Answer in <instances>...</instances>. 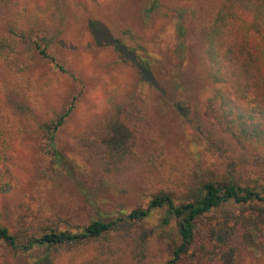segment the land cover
Instances as JSON below:
<instances>
[{
  "label": "rangeland",
  "instance_id": "374dc122",
  "mask_svg": "<svg viewBox=\"0 0 264 264\" xmlns=\"http://www.w3.org/2000/svg\"><path fill=\"white\" fill-rule=\"evenodd\" d=\"M12 1L26 6L27 15L37 11L32 16L37 24L34 34H52L53 41L46 50L52 60L28 52L27 60H18L20 67L0 61V89L9 95L12 107L21 104L28 110L23 115L22 111L12 115L5 110L0 120L2 135H12L7 163L12 190L0 202L5 211L14 215L20 206H28L54 219L59 229L81 232L93 220L146 208L159 189L170 190L175 204L184 200L186 190L205 181L224 180L262 190L264 173L258 168L241 164L231 149L224 152L193 137L198 131L195 107L203 108L200 89L190 79L201 68L189 57L177 59L175 49L180 40L175 23L180 13L194 10L196 15H204L208 2L158 0L169 15L167 26L164 29L159 20L162 27L141 29L140 10L151 0ZM8 16L0 15L3 30L15 15ZM194 20L192 15L184 16V31L189 26L191 30ZM46 28L51 33H46ZM126 28L135 35H123ZM118 36L121 44L114 41ZM63 62L77 81L57 67ZM79 87L82 95L57 135L62 162L51 167V157L40 151V124L52 119ZM120 89L134 95L143 110L137 136L138 149L146 158L118 180L94 173L76 136L104 114L108 96ZM214 215L222 221L220 212ZM166 217L164 209L155 210L142 222L127 220L109 235L56 246L45 254L13 255L0 250V264H34L39 258L42 264H103L107 253L98 249L102 244L114 246L105 264H164L177 236L175 220L168 218L165 224ZM206 221L198 224L199 240L208 232ZM256 243L241 248L234 264H264V238L259 237Z\"/></svg>",
  "mask_w": 264,
  "mask_h": 264
},
{
  "label": "trees",
  "instance_id": "16d2710c",
  "mask_svg": "<svg viewBox=\"0 0 264 264\" xmlns=\"http://www.w3.org/2000/svg\"><path fill=\"white\" fill-rule=\"evenodd\" d=\"M179 1L208 2L204 15H196L194 10L180 13L175 23L180 40L175 49L177 59L183 61L189 57L201 68L198 75L190 79L191 83L196 81L200 89L203 108L201 111L195 107L198 131H194L193 137L224 152L231 149L241 164L264 173V0ZM26 10V6L20 7L12 0H0V15H15L11 16L14 20L7 24V29L0 28V61L10 67H20L18 60H27V55H31L28 52L51 59L46 50L53 41L52 34L36 36L37 24L32 16L37 11L27 15ZM140 13L141 29L150 25L156 29L161 23L164 29L167 26L165 19L169 15L158 0H151ZM189 15L195 20L191 30L189 26L184 31L182 20ZM159 20L162 21L158 24ZM45 25L49 27L47 21ZM45 32L51 33L48 28ZM124 34L135 35L128 28ZM120 39L118 36L115 43L121 44ZM56 65L77 81L71 70L64 69L65 62ZM184 79L188 81L186 75ZM82 91L79 87L52 119L40 124V151L51 157V167L62 162L56 145L57 135L76 108ZM8 96L0 89V120L5 110L12 115L16 111L26 114L28 110L21 104L15 103L12 107ZM134 99V95L125 94L123 89L115 90L106 100L104 114L76 136L77 146L88 166L101 177L121 180L146 158L138 149L137 136L143 110ZM2 134L0 130V202L12 190L7 181L12 135L5 138ZM184 197L175 204L170 190L159 189L152 194L146 208L93 220L81 232L59 229L54 219L28 206H20L21 210L14 215L0 206V250L13 255L49 253L56 246L109 235L127 220L142 222L152 211L160 209L166 211L165 224L168 218L175 220L177 233L172 254L164 264H234L241 248L255 247L259 237L264 238V184L258 191L224 180L205 181L196 189L186 190ZM215 212H220L222 221L216 220ZM205 218L208 232L199 240L196 231ZM113 247L98 246L102 253H107L104 262L109 260ZM42 261L39 258L34 264H42Z\"/></svg>",
  "mask_w": 264,
  "mask_h": 264
}]
</instances>
